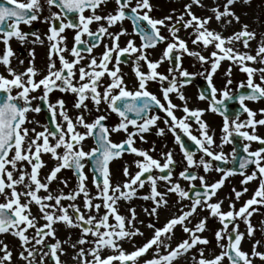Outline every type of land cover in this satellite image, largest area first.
Segmentation results:
<instances>
[{"label":"snow or ice","instance_id":"snow-or-ice-1","mask_svg":"<svg viewBox=\"0 0 264 264\" xmlns=\"http://www.w3.org/2000/svg\"><path fill=\"white\" fill-rule=\"evenodd\" d=\"M109 2L0 0V66L7 73H0V236L18 242L14 260L13 248L0 239V264H68L64 256H70L73 264H175L189 253L186 264H255L257 259L264 264V250H258L264 242L253 240L250 251L242 248L245 238H253L256 232L250 218L264 208V135L258 134V127H264V108L257 119V111L246 103L264 100V32L253 49L257 32L249 30L233 10L238 0H213L212 6L190 0L183 11L173 9L161 18L152 15V0H111L113 7L105 11ZM194 5L207 8L211 15L197 16ZM38 20L48 25L44 38L38 31L21 28ZM126 20L131 22V32L123 27ZM213 20L225 30L234 22L240 28L224 35L209 27ZM181 30L187 39L179 35ZM29 37L33 45H43L46 38L47 63L38 69L35 49L30 48L28 65L18 71L12 59L19 65L24 60L15 56L10 42L15 39L23 45ZM122 37H126L123 44ZM210 47L212 51L204 55ZM185 56L193 57L201 70L184 68ZM225 60L230 61L224 73L227 79L217 88L213 76ZM165 63L166 72H160ZM122 65L130 67L131 78ZM233 66L245 74L235 91ZM197 76L203 77L206 87L196 99L207 101V108L190 107L184 91ZM153 83L158 85L156 92L149 90ZM55 92L70 95L71 104L63 96L53 100ZM229 101L236 102L237 111H230ZM41 112L46 113L45 123L30 117ZM205 112L222 118L219 136L203 119ZM113 114L117 122L108 124ZM154 129L158 137L170 133L179 147V172L173 149L160 151L158 159L151 154L156 152L154 143L148 149L136 146L137 139L147 143L145 134ZM121 134L120 140L112 138ZM253 143L259 147L253 149ZM226 145H231L227 153ZM125 154L134 159L123 160ZM44 156L54 163L42 174L48 167ZM115 161H123L124 179L114 182ZM86 169L92 175V189ZM62 170H71L76 180L67 192L63 189L68 180L58 175ZM212 171L220 176L210 183L206 177ZM236 175L242 177L241 185L257 181V187L239 208L235 202L248 188L233 187L235 199L229 195L224 210V200L213 197ZM181 180L187 182L186 188ZM53 182H58L55 189ZM146 185L147 194L138 195ZM172 195L176 197L172 207H179L157 226L160 210L169 207ZM133 199L151 202L141 209L151 218L147 224L138 218L135 207L121 214L120 203ZM199 212L207 216L200 217ZM209 217L221 225L214 232L215 249L208 247L211 241L203 235ZM58 224L78 229L77 239L73 241L71 233L64 240L58 238ZM138 224L152 230L141 246L133 239L144 236ZM177 226L187 236L173 246ZM125 241L132 244V251L123 248ZM149 252L150 258L141 261Z\"/></svg>","mask_w":264,"mask_h":264},{"label":"flooded vegetation","instance_id":"flooded-vegetation-1","mask_svg":"<svg viewBox=\"0 0 264 264\" xmlns=\"http://www.w3.org/2000/svg\"><path fill=\"white\" fill-rule=\"evenodd\" d=\"M41 2L43 3V0H41ZM53 11H55V9H53ZM47 10L45 11L44 15H47ZM46 27V30L44 29ZM21 28L23 31H38L40 34H41V37L43 36L44 32L47 31V28H48V25L45 24V23H42L40 22L39 20L38 21H34L32 23V25L29 27L27 25H21ZM32 40V37H29L28 38V41L27 43L21 45L19 41L13 39L10 43H11V47L13 49V51L15 52V56L18 57L19 59H23L24 60V65H19L18 64V60L16 58H13L12 59V66L14 68H16L18 71H22L24 67H26L28 65V61H29V54H28V50L30 48H34L35 49V66L36 67H39L41 65V62L40 63H37L38 61L37 60V56H36V46H39L40 48L38 50H42V46L41 44H31L30 41ZM121 44H123V40H121ZM3 48V45L0 44V50H2ZM128 66V65H127ZM126 65H122V67H125V72L128 73V76L131 78V72H130V69H128ZM183 67L186 68V64L183 63ZM44 67H42L41 69H43ZM197 71V70H196ZM195 71V72H196ZM0 73L2 74H5L7 75L6 71L4 70V68L2 66H0ZM245 79V74H240L238 75V77H233L232 80H233V84H232V88H233V91H235V88H236V85L241 81V80H244ZM213 81L216 85L217 88H221L224 84V79L222 80V78L220 79L219 76H213ZM258 82V81H257ZM206 87V81L205 80H198L197 78L194 79L193 83L191 85H188L186 88H185V94L186 96L189 97V100H190V104L189 106L190 107H199V108H207V101H200V100H197L196 97L198 96L199 94V91L204 89ZM149 90L150 91H153V92H156V87L154 84H150L149 86ZM60 95L59 92H55L52 94L51 98L52 99H56V97H58ZM175 103H179V101H175ZM34 103H36L34 101ZM247 105L249 108H251L252 110L254 111H257V119L261 118L260 115H259V110L264 108V100H259V101H246ZM229 104V107H230V111H237L238 110V106L236 104V102L234 101H229L228 102ZM41 114L43 116H45V112H41ZM177 116L181 115L180 112H177L176 113ZM160 115H163V113H160ZM111 119V122H109V120L107 121L108 124H115L117 122V117L113 114L109 117ZM244 117L242 116L241 119H243ZM203 119L209 124L210 128L211 129H215L216 130V134L217 136H219V126L221 125L222 123V118L217 115V114H214V113H211V112H205L204 116H203ZM160 123V126L161 127H164L162 121L159 122ZM195 128V126H194ZM258 134L260 135H264V127H258ZM115 137H112L114 140H119L120 138L117 137V135H113ZM118 136H122L121 135H118ZM146 136V140H147V143H142L141 141H139L137 139V143H136V146L137 147H142L144 149H148L150 148L153 143L155 144V147H156V152H153L151 153L154 157L156 158H160L158 153L160 151H167V149H173L174 150V158L175 160L177 161V166H176V172H179L182 168V165L179 163L182 159V154L180 153V150H179V147L174 145L173 144V137L171 136V134H167L165 137H158L155 135V129L151 132V133H147L145 134ZM185 141L187 142V138L185 137L184 138ZM164 145H167V148L164 147ZM259 147L258 144L256 143H253L252 144V148L255 149ZM231 150V145H226L225 148H224V151L227 153ZM125 155H128V154H125ZM124 155V156H125ZM133 159L134 157L131 156ZM199 157V154H197V158ZM229 166H232V165H229ZM200 174H204L201 170ZM219 176L220 174L215 172V171H212L210 173L207 174V180L208 182H213L217 179H219ZM242 179V177H240L239 175H236V176H231L229 177L224 186L218 190L217 192V195L215 197H219L220 199H223L225 201V199H227V197L229 195H232V198L233 200L235 199L234 198V194H232L231 190L233 187H235L237 190H240L242 187H247L248 188V192L245 193L239 201H236V206L237 208H239L241 206V204L247 200L248 198H250V196L252 195V193L254 192L255 188L257 187V184L258 182L257 181H253V182H250L248 185H241L240 184V180ZM182 182H184L186 184L185 188L187 187V182L186 181H183L181 180ZM198 183V181H197ZM213 197V198H215ZM228 200V199H227ZM222 208H228V205L223 203L222 205ZM262 218L261 221H264V208H261L259 212H256L253 214V216L250 218L251 219V222L253 223L254 226L256 227H261V223H257L255 222V220H253L255 217H259ZM245 229V226L243 225V223H241L240 225V230H243Z\"/></svg>","mask_w":264,"mask_h":264},{"label":"rangeland","instance_id":"rangeland-1","mask_svg":"<svg viewBox=\"0 0 264 264\" xmlns=\"http://www.w3.org/2000/svg\"><path fill=\"white\" fill-rule=\"evenodd\" d=\"M219 1H220V3H223V0H219ZM152 3L154 5V11H153L152 15L155 16V17H157V18H161V17H164L166 15L171 14L173 9H175L177 13L183 11V5L186 4L187 2L185 0H160V3L156 4V1L155 0H152ZM237 3H239L240 5H245L242 2H240V0H238ZM252 3H253L252 4V6H253L252 8L256 12V16H257V19L259 20V24H261L262 23L261 21L264 20V0H255ZM155 4H156V6H155ZM112 7H113V5H112L111 0H110V2L108 4V7H107V9H105V11L111 10ZM46 9H47V6L45 5V11H46ZM123 27L126 28V29H128L129 32H131V30H132V27L130 26V24L128 23L127 20L124 21ZM118 28H119V25H117V27L114 28V29H112V30L115 31ZM44 29L46 30V27ZM162 33L164 35H168V33H167V31L165 29H162ZM67 34L69 35V37H71L70 30L67 31ZM179 35L182 38H184V39H187L188 38L187 37V33L184 32L183 30H181V32L179 33ZM42 38H44V35L42 36ZM45 40H46V38H45ZM121 40H123V37L121 38ZM69 43H71V39L69 40ZM47 44L48 43H46V44L44 43L43 44V46L46 45V47H45L46 49H47ZM193 47L194 46L191 45V43L189 41V48H193ZM96 51H100V50L97 49ZM211 51H212V49L210 47L203 54L207 56V55H209V53ZM94 54H95V52H94ZM183 63L186 64V69H188L189 72H195L196 70L197 71H200L201 70L200 65L198 63H196V61H195V59L193 57L185 56L183 58ZM165 64H166L165 65V68L161 72H166V69L168 67V64L167 63H165ZM229 64H230V61L227 64H223V65L220 64V67L218 68V70L214 74V76H219L220 79L222 78V80L223 79L226 80L227 77L224 75V73L228 69ZM127 67H128V69H130L129 66H127ZM205 67H208V65H205ZM123 71L125 72V67H123ZM240 74H243V73H241L237 67L233 66V68H232V77L231 78L238 77V75H240ZM196 78L198 80H204L203 77H200V76H197ZM154 85H155L156 90H157L158 85H156V84H154ZM60 96H63L64 99L69 103V105L71 104L72 97L70 95H65V94H61L60 93V95L58 97H60ZM53 100H55V99H53ZM31 116H35V118L37 120H40L41 123H45L46 122L44 116L41 113L40 114L31 113L30 114V117ZM109 122H111V119L110 118H109ZM29 127H31V125H29ZM37 130H40V129L38 128ZM113 137H115V136H113ZM117 137L120 138V139H122L123 138V135L122 136H118L117 135ZM89 141H90V143H92L91 140H89ZM44 160H47V161L51 162L52 164L54 163L53 161H51L49 159L48 156H44ZM123 160H126V161L131 162L133 160V158L131 156H124L123 157ZM122 163H123V161H115V162H113V164L111 166L112 167V171H113V175H114L113 181L123 180L124 179V177L122 176V172H121ZM131 170L132 171H135V168L133 167ZM86 172H87L88 177H89L88 182H87L88 183V187L90 189H92V184H91L92 175H91L90 172H88L87 169H86ZM61 173H62V177L68 180V187L67 188H64V191L67 192V191H69L71 188H73L75 186L76 180H75V177L73 176L71 170H62ZM180 183H181V186L182 187H185L186 186V184L184 182L180 181ZM143 189L146 192L145 194H147V192H148V186L146 185L145 188H143ZM143 189H140L139 190L138 195H142L141 194V191ZM160 190H164V189L161 188ZM93 191H94V189H93ZM168 199H169V207L167 209L169 210V215L171 216L172 212L175 211L176 210V207H179V205H176V207H172V205H174L175 200H176V197L174 195L169 196ZM216 199H220V198L219 197L213 198L214 201ZM138 202L141 203V204H143L140 207V209H142V207H146V206H149L150 205V204H146V201H144V200H139L138 199ZM64 203H67V201H65ZM184 203H187V201H184ZM224 203L228 205L229 200L225 199ZM127 207H129L128 204H126V203L124 205L121 204V206H120V212H121V214L127 215V212H126ZM223 209L226 210V208H223ZM199 216L200 217L207 216V212H199ZM196 219L197 218H193V224H195ZM253 220H255V222H257V223H261L262 218H261V216H260V218L259 217H255ZM157 226H161L159 224V222H158ZM191 226L192 225L190 224L189 227H191ZM137 227H140L141 230H147L148 231L147 235L149 237L151 236V234H152V230L151 229L146 228L144 225H137ZM210 227H211V229H210ZM219 227H221V225L218 223V221L215 218H212V217H209L208 218V220H207V228H206V230H208V232H207V236L206 237L211 241V244L208 246L209 248L215 249L214 232ZM66 230L69 231V232H71L72 234L76 235L75 236V239H77L78 234H79V230L78 229H69V228H66ZM244 230L245 229H243L241 231H244ZM256 230H258L259 232H261L262 235L260 237L255 238V240H261L262 242H264V232L261 231V227H259V228L256 227ZM186 236H187V234L183 233L182 229L180 228L179 229V241L182 240V239H184V238H186ZM251 239L252 238H247L246 237L245 240L242 242V248H243V250L250 251V249H251L250 248V244H251L250 241H251ZM135 244H136V246H139L140 245L139 242H138V240H135ZM122 246H123V248L125 250H128V251H132L133 250L132 244H130V243L126 242V241L125 242H122ZM258 250H264V248H260ZM216 251H218V250H216ZM106 253H108L107 250H106ZM147 254H151V253L149 252ZM14 259H15V256H14ZM189 260H190V257H189ZM16 264H20V262L17 261ZM255 264H261V262L257 259L256 262H255Z\"/></svg>","mask_w":264,"mask_h":264},{"label":"bare ground","instance_id":"bare-ground-1","mask_svg":"<svg viewBox=\"0 0 264 264\" xmlns=\"http://www.w3.org/2000/svg\"><path fill=\"white\" fill-rule=\"evenodd\" d=\"M156 1V4L160 3V0H155ZM187 3L190 2V0H185ZM255 1V0H251L249 4H245V5H240L239 3H236L234 6H233V10L236 12V14L238 16H240L241 18V21L242 23H247L249 25V30H253L255 29L256 32H257V40L256 41H252L251 42V46L253 49H255L256 47V44L258 42V40L260 39V34L262 32H264V20L261 21L262 23L259 24V20L257 19V16H256V12L255 10L252 8V2ZM154 2V1H153ZM218 3H220L219 0H217ZM155 3V2H154ZM202 3L205 4L206 6H212V3H213V0H202ZM155 4V6H156ZM192 11L198 16H207V15H211V13L209 11H207V8H200V7H197V6H193L192 8ZM209 27L217 30V31H223L224 35H231V33L234 31V30H239L240 28V25L239 24H236L235 22L233 23V25L231 26H228L227 29H222L220 25H218L214 20L210 23ZM126 39V37H123V41ZM48 43L46 40H45V44ZM137 43H139V40L137 38ZM46 45L42 46V50H38L40 47L39 46H36V56H37V60L38 61L37 63H40L41 62V65L39 67H37L38 69H41L42 67H45L46 63H47V51H46ZM241 51H244V49L241 47ZM153 59L156 58V55L154 54V56L152 57ZM229 61L225 60V61H222L221 62V65L223 64H227ZM165 65H162L158 70L161 72L163 71V69L165 68ZM126 73V72H125ZM128 78H130L128 76ZM87 143L90 145V141H87ZM46 163H47V166L45 169H42V174L43 173H46L48 171V168L52 166V163L45 160ZM59 176L62 177V173H59L58 174ZM114 177V175H113ZM115 182V181H114ZM57 184L58 182H53V184L51 185V187L53 189L57 188ZM59 187H63V185H59ZM64 190V189H63ZM160 191H163V190H160ZM146 192L145 190L143 189L141 191V194L144 195ZM44 193H41V195H43ZM141 200V199H139ZM169 200V199H168ZM172 200V199H171ZM126 202H121L120 203V206L121 204L124 205ZM128 204L129 206H132V207H135L136 208V211L138 213V218L141 219V220H144L145 221V224L148 223V221L151 219L150 217H148L146 214H144L140 207L143 205L141 203L138 202V199H133L132 201L126 203ZM146 204H151L150 201H146ZM37 213V209L35 208V206H33V214L35 215ZM170 217L169 215V210L168 209H161L160 210V219H159V224L162 225L164 223V221L166 220V218ZM41 223H43V221H41ZM140 225V224H138ZM56 228H57V237L60 238L61 240H64L68 237L69 231L66 230L65 227H63V225H56ZM179 229L180 227L177 226V229L175 230V236L173 237V240H172V244L173 246H175V244L179 241ZM211 229V227H210ZM144 232V236H137V237H134V241L135 240H138L139 242V246H141L146 238H149V236L147 235L148 231L147 230H142ZM207 232L208 230H206L203 235L204 236H207ZM262 235L261 232H259L258 230H256L255 232V235L254 237L251 239L250 243L253 242V240H255V238L257 237H260ZM71 236H72V240L74 241L75 240V236L74 234L71 233ZM143 237V238H142ZM0 239H4L6 243L9 244V246L11 248H13V255L15 256L16 255V251H18V248H17V244L18 242L15 240V238L11 237V236H0ZM64 247L68 250V252L71 254V249L68 248V245H64ZM85 247H87V245H85ZM250 248H251V244H250ZM128 251V250H126ZM195 250H193L194 252ZM105 254H108L105 252ZM150 255L151 254H145L144 257L141 258V261L143 259H147V258H150ZM205 255H208V253L206 252ZM191 256V253L188 254L187 257H182L180 259H178L175 264H186V259L189 260V257ZM63 260H66L68 261V264H73V262L71 261L70 259V256H64L62 257ZM15 260V259H14ZM190 261V260H189Z\"/></svg>","mask_w":264,"mask_h":264}]
</instances>
